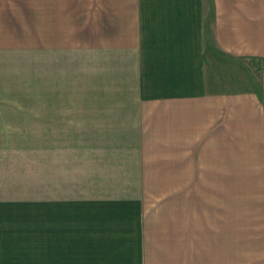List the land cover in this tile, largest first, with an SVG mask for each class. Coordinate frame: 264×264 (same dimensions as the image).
<instances>
[{
  "label": "crops",
  "instance_id": "0c3cea01",
  "mask_svg": "<svg viewBox=\"0 0 264 264\" xmlns=\"http://www.w3.org/2000/svg\"><path fill=\"white\" fill-rule=\"evenodd\" d=\"M125 3L131 30L116 7L101 40L38 42L37 92L14 99L0 0V264H264V229L247 236L233 208L236 182L264 197V0ZM212 46L259 61L261 90H215ZM162 179L179 237L148 233Z\"/></svg>",
  "mask_w": 264,
  "mask_h": 264
},
{
  "label": "rangeland",
  "instance_id": "374dc122",
  "mask_svg": "<svg viewBox=\"0 0 264 264\" xmlns=\"http://www.w3.org/2000/svg\"><path fill=\"white\" fill-rule=\"evenodd\" d=\"M12 0L13 13V93L14 99L28 98L37 92V45L38 42L54 41L58 44L88 43L89 39L101 40L104 16L119 11L121 29L131 30L133 21L137 19L138 10L129 0ZM116 20V19H115ZM111 22V20H109ZM82 26V27H81ZM87 30V37L84 30ZM208 64L210 71L220 73V83L215 90L221 92H240L245 90H261V64L259 61H245L229 58L215 46L210 47ZM212 55V56H211ZM27 101L14 100V107H28ZM163 178V174L158 175ZM233 208L237 210V223L245 225V234L261 236L264 229V197H255L244 193V181L236 182ZM175 179L170 181L155 180L148 182L149 193L144 201V216L149 218L152 236L164 237L167 234L180 236L179 224L169 226V216L178 219L181 216L179 204H173L168 195L174 192ZM246 187V186H245ZM169 199V200H168ZM251 205V208H250ZM236 219H233V223ZM151 233V234H150ZM166 233V234H165ZM264 234V233H263Z\"/></svg>",
  "mask_w": 264,
  "mask_h": 264
}]
</instances>
